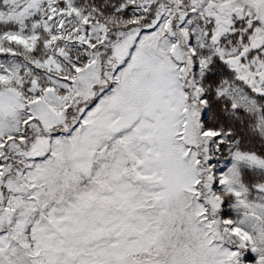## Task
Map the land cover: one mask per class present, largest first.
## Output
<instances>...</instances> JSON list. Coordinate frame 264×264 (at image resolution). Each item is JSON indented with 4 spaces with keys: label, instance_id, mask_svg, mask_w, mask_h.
Returning a JSON list of instances; mask_svg holds the SVG:
<instances>
[{
    "label": "snow or ice",
    "instance_id": "obj_1",
    "mask_svg": "<svg viewBox=\"0 0 264 264\" xmlns=\"http://www.w3.org/2000/svg\"><path fill=\"white\" fill-rule=\"evenodd\" d=\"M0 264H264V0H0Z\"/></svg>",
    "mask_w": 264,
    "mask_h": 264
}]
</instances>
